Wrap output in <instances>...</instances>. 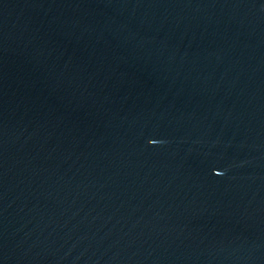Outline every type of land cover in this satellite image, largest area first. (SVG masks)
Instances as JSON below:
<instances>
[{"label":"water","instance_id":"obj_1","mask_svg":"<svg viewBox=\"0 0 264 264\" xmlns=\"http://www.w3.org/2000/svg\"><path fill=\"white\" fill-rule=\"evenodd\" d=\"M0 264H264V0H0Z\"/></svg>","mask_w":264,"mask_h":264},{"label":"snow or ice","instance_id":"obj_2","mask_svg":"<svg viewBox=\"0 0 264 264\" xmlns=\"http://www.w3.org/2000/svg\"><path fill=\"white\" fill-rule=\"evenodd\" d=\"M219 174V173H218Z\"/></svg>","mask_w":264,"mask_h":264}]
</instances>
